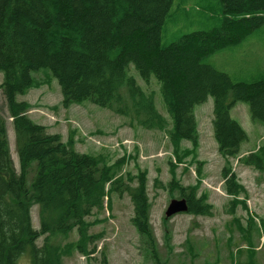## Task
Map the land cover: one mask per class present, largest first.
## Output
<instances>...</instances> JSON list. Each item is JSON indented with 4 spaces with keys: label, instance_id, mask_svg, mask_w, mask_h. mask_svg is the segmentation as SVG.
Segmentation results:
<instances>
[{
    "label": "trees",
    "instance_id": "1",
    "mask_svg": "<svg viewBox=\"0 0 264 264\" xmlns=\"http://www.w3.org/2000/svg\"><path fill=\"white\" fill-rule=\"evenodd\" d=\"M173 3L0 0L1 88L20 165L17 170L7 121L0 114V264H18L24 253L30 255L32 264H65L62 247L53 237L74 230L79 236L76 249L92 255L101 235L91 233L97 220L89 217L105 210L112 192L130 195L133 224L146 250L153 257L158 255L146 173L117 176L97 156L77 151L73 138L64 142L61 134L35 122L29 115L31 103L18 100L38 84L34 71L51 69L60 84L64 108L89 100L120 115L133 114L141 126L165 131L175 144L188 140L193 148L199 146L195 106L212 96L214 135L225 157L239 156L241 144L248 139L243 126L231 117L237 102H247L252 119L264 125V77L234 81L208 62L211 55L241 43L264 24V0H220L218 25L183 34L164 45L163 29ZM131 64L146 82L152 76L160 82L171 122L158 111L155 93L145 91L128 74ZM123 86L129 99L121 91ZM241 160L264 171V152H251ZM223 176L230 195L245 191L231 167L223 168ZM169 189L187 199L188 213L213 214V205L205 195H197L196 186L173 179ZM231 204L234 214L238 201ZM35 205L39 229L33 225ZM261 226L264 234V222ZM102 262L108 264L105 252ZM157 263L163 264L160 259Z\"/></svg>",
    "mask_w": 264,
    "mask_h": 264
},
{
    "label": "rangeland",
    "instance_id": "2",
    "mask_svg": "<svg viewBox=\"0 0 264 264\" xmlns=\"http://www.w3.org/2000/svg\"><path fill=\"white\" fill-rule=\"evenodd\" d=\"M221 17L220 0H174L164 25L163 44L168 45L192 31L208 30L218 25ZM208 62L234 81L263 78L264 24L241 43L211 55ZM128 74L145 91L155 93L158 111L171 122L157 78L152 76L146 82L133 64ZM3 76L0 72V114L7 121L12 156L20 170L14 126L1 88ZM33 77L38 84L27 94L19 95L18 100L31 103L29 115L35 122L46 125L51 133L61 134L64 142L73 138L77 151L97 156L102 164L112 166L117 176L143 171L148 179L150 222L157 241V257L146 250L133 224L134 204L130 195L112 192L105 210L89 217L91 221L97 220L91 233L101 235L95 243V253L88 256L76 249L79 237L76 230L67 236L53 237L62 247L65 264H103V252L108 264H160L158 259L163 264H264L261 226L264 171L241 160L251 152H264V125L252 119L247 102H237L230 113L246 130L248 139L241 144L239 156L225 157L219 152L214 135L212 96L195 106L199 146L193 148L188 140L175 144L165 131L141 126L133 114L120 115L89 100L64 108L61 87L51 69L34 71ZM121 91L127 96L125 86ZM225 166L232 168L238 182L245 187L237 196L230 195L226 189ZM173 179L184 186H196L197 195H205L213 205V214L195 215L187 211L167 217L170 202L181 198L178 190L169 189ZM234 199L238 204L232 214ZM38 210L37 205L33 206V225L37 229L40 228ZM44 237L38 240L39 245ZM18 264H32L30 255H21Z\"/></svg>",
    "mask_w": 264,
    "mask_h": 264
},
{
    "label": "water",
    "instance_id": "3",
    "mask_svg": "<svg viewBox=\"0 0 264 264\" xmlns=\"http://www.w3.org/2000/svg\"><path fill=\"white\" fill-rule=\"evenodd\" d=\"M189 209L188 201L186 198L173 199L168 206L166 216L171 217L181 212H187Z\"/></svg>",
    "mask_w": 264,
    "mask_h": 264
}]
</instances>
